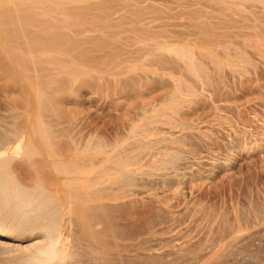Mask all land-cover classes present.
<instances>
[{
    "label": "rangeland",
    "instance_id": "rangeland-1",
    "mask_svg": "<svg viewBox=\"0 0 264 264\" xmlns=\"http://www.w3.org/2000/svg\"><path fill=\"white\" fill-rule=\"evenodd\" d=\"M52 5L45 15L34 9L37 20L57 29L38 37L59 38L62 47L72 40L67 45L80 46L86 68L79 87L59 99L69 116L59 119V135L80 143L78 161L87 170L81 189H64L97 203L83 219L65 218L61 262L264 264V0ZM24 11L14 16L22 21ZM6 75L0 148L8 169L23 185L55 190L54 172L41 160L44 147L36 143L39 155L31 159L23 153L38 130L34 117L26 121L25 102L11 98ZM14 138L23 140L17 152ZM162 164L178 171L190 165L178 178H164ZM39 239H0V264L15 263L21 248Z\"/></svg>",
    "mask_w": 264,
    "mask_h": 264
},
{
    "label": "bare ground",
    "instance_id": "bare-ground-1",
    "mask_svg": "<svg viewBox=\"0 0 264 264\" xmlns=\"http://www.w3.org/2000/svg\"><path fill=\"white\" fill-rule=\"evenodd\" d=\"M63 2L64 0H0V81L7 74L6 82L9 83L8 90L11 92V98L13 100H23L25 102L29 109L26 113L28 115L26 120L28 124L31 118L34 117L33 127L38 130V134L33 137L34 139L31 137V139L25 143L23 147L24 155L31 159L37 152V150L34 151L37 149V144L44 147V152L41 153V160L50 171L54 172L52 179L56 184L55 190H48L40 184L35 186L31 185V187L21 184L11 175L8 169L9 160L4 156L2 148H0V239L13 238V236H31L34 237V239L41 238L21 248V250L19 249L20 254L19 256L17 255L15 258L16 262L13 264L65 263L61 262L64 260L65 253H61V250H59V248H63L59 246L63 242L60 239V235L63 227H65V218L75 213L83 219L82 217H86L88 211L96 208L95 206L97 205V203H95L96 205L91 203V200H89L90 202L83 201L86 199L73 196L71 192L70 194L64 189V187L71 185H76L75 187L77 190L81 189L83 174L85 175V172H87V170L85 171L84 169V165H81V161V164L78 161L80 160L79 157L81 158V155H84L82 154L84 153V149L81 148L82 146H80L78 141L70 142L66 141V139V142H63L59 135L60 129L58 127L62 123L59 119L69 117L65 110L66 108L64 109L63 106L66 100L59 99H63L64 97L62 96H64V94L66 95L72 92L73 89L75 90L76 86L79 87L83 79L82 77L86 74L85 64L81 57L82 55H80L79 51L77 52L80 46L78 49H72L71 46L74 47V45L68 46L72 40H65L68 44H66V46L69 48L64 46V41L62 42L64 47H62L60 46L61 44L56 43L61 41L55 36L52 37H55L56 41L54 38L49 39L51 36L46 41H44V36L42 38L38 37V35H40L39 33L49 35V33L57 29L53 25L55 22L50 25L47 21L37 20V16L40 14L38 15L35 11L36 7L41 6V8L45 10V13L42 14L45 15L47 9L48 11L50 10L49 5L54 6L52 4H56V9H59L63 8ZM39 8L40 7H38V9ZM20 9L25 10L23 13L25 18H23L29 21L31 19L30 22H26L27 20L25 21L24 19L25 22L23 20L20 21L19 19L21 18L17 19V17L14 16L17 10H19L20 13ZM26 11L31 13V18L27 17L28 14L25 13ZM34 12L36 13V21H34L32 17V13L34 14ZM47 13H50V11ZM25 14L27 16H25ZM53 14H50V16ZM50 16H48V18ZM51 18L53 20L55 19L53 17ZM44 25L46 26L44 27ZM57 39H59V41H57ZM181 53H185V51L182 50ZM53 88L56 89L55 96L59 97H57L58 99L56 98V100H47L48 93ZM51 105H53V107H51ZM148 111L146 110L144 112L147 113ZM46 120L51 122V125L49 124L50 126L46 124ZM156 128H158V126ZM168 131L170 130L166 132ZM163 132L161 131V133ZM174 133L172 132L170 134ZM167 134L168 133L165 135ZM167 137L163 138L165 139ZM5 138V136L0 135V142H3ZM12 143L15 144V151L21 150L23 143L21 138H14ZM166 146L167 145H165V147ZM168 146V149L171 148L170 145ZM163 147L162 144V148ZM174 147L172 149H174ZM37 154L38 152L36 155ZM187 157L189 158L190 156H186L185 161L190 162ZM182 161L187 164L184 160ZM167 164H164L165 166L162 164V168L159 166L157 167L159 170L161 169L159 172L160 177L171 173L176 174L178 171L177 164L175 165L177 167H171L172 164L170 166ZM182 164L178 165L181 167ZM86 166L87 165H85V167ZM183 167L180 171H182V169L183 171H187V168L185 166ZM129 170H131V168ZM180 173L178 174L179 178L181 176ZM172 176L174 177L175 175L173 174ZM172 176L169 175L168 177ZM176 178H178V176ZM157 179L160 180V178ZM89 226H91V224ZM7 228L11 229L10 233L12 234L8 235Z\"/></svg>",
    "mask_w": 264,
    "mask_h": 264
}]
</instances>
